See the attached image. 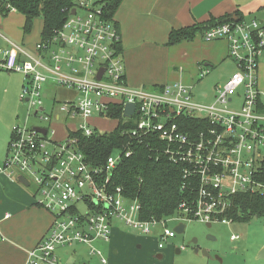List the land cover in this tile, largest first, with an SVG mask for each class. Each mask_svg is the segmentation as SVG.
I'll return each mask as SVG.
<instances>
[{"label": "built area", "instance_id": "1", "mask_svg": "<svg viewBox=\"0 0 264 264\" xmlns=\"http://www.w3.org/2000/svg\"><path fill=\"white\" fill-rule=\"evenodd\" d=\"M69 1L63 26L50 39L38 42L34 53L0 31L5 42L0 45V70L23 75L21 100L29 111L50 127L61 124L67 130L65 142H57L50 138V128L40 129L46 131L44 135L37 128L14 127L0 167V175L15 181L23 177L29 188L34 186L37 205L53 217L46 236L29 252L27 264H58L57 251L75 245L88 247L91 256L108 264L95 245L110 242L118 223L145 236L161 226L160 240L168 242L176 232L167 228V220L230 224L227 214L235 197H264V95L257 79L264 58V26L255 20L233 22L204 33L205 42L227 41L229 56L240 69L225 86L217 87L214 102L205 104L179 82L153 90L129 87L118 50L121 36L110 17L113 0ZM209 74L210 69L200 68L201 80ZM48 84L71 91L73 99L54 98L47 108L50 97L44 86ZM244 86L241 109H230ZM129 104L135 106L132 117L125 116ZM114 105L122 106L124 120L135 125L126 132L131 140L141 144L155 137L159 147L153 150L182 169V190L195 193L192 205L183 203L172 218L141 220L138 201L114 186V172L132 154L133 141L101 166L93 165L80 150L79 135H99L88 121L110 120ZM159 248H164L163 243Z\"/></svg>", "mask_w": 264, "mask_h": 264}, {"label": "crops", "instance_id": "2", "mask_svg": "<svg viewBox=\"0 0 264 264\" xmlns=\"http://www.w3.org/2000/svg\"><path fill=\"white\" fill-rule=\"evenodd\" d=\"M225 16L246 23L255 20L264 26V0H123L114 20L121 36L128 86L153 90L179 82L193 90L201 81L200 68L210 69L211 74L217 66L233 62L227 41L205 42L201 34L176 46H167L173 30L197 27ZM1 24L3 32L5 26L0 21ZM41 33L26 46L21 42L25 49L34 53ZM8 138L7 134L0 148V167L6 160ZM52 223V215L37 205L34 190L19 180L0 175V264H27L29 252L46 236ZM114 230L106 243L108 250H103L110 256L108 264L121 263L117 256L122 240ZM84 248L59 249L58 264H87L76 260Z\"/></svg>", "mask_w": 264, "mask_h": 264}, {"label": "rangeland", "instance_id": "3", "mask_svg": "<svg viewBox=\"0 0 264 264\" xmlns=\"http://www.w3.org/2000/svg\"><path fill=\"white\" fill-rule=\"evenodd\" d=\"M0 21L5 26L2 32L4 37L14 43L21 44L24 41L25 46L32 40L36 41L43 30V19L38 18L34 21L32 33L24 35L23 27L26 19L24 15L12 9L7 16H2ZM3 44L5 42L0 39V45ZM233 62L228 61V63L217 66L210 75L193 88L192 92L197 102L205 104L214 102L218 94L217 87L225 86L228 79L240 71L237 64ZM257 79L258 89L264 95V58L260 61ZM246 83H249L248 79ZM49 85L44 86L45 91L50 95V98L45 101L47 108L53 105L54 98L61 101L73 99L74 93L71 91L55 86L49 87ZM23 86V75L0 70V148L7 134L9 135L7 144L9 143L13 129L18 125L45 130L50 128L52 140L65 142L67 139L65 126L54 124L50 127L48 122L36 117L33 110L29 111L21 100ZM55 93L58 96H55ZM238 93L240 97H236L235 101L229 105L230 109H241L245 86L241 87ZM88 123L99 135L113 132L118 126V122L114 119H90ZM117 154V151L113 152L114 156ZM29 189L34 190V186ZM80 210L82 213L86 212V208ZM178 222H183L186 230L182 235L176 233V238L168 242L160 240L159 232L163 231L161 226L156 228L152 235L145 236L135 229L116 224L115 235L122 240L119 246L120 253L117 256L120 264H264V258H259L264 251V210L256 214L248 212L247 216L244 215L240 220L232 221L230 224L214 223L211 228L199 221H183L182 218L176 217L166 221L167 228L174 230ZM233 236L238 239L232 241ZM194 240L196 243H193ZM160 243H163V249L159 248ZM177 243H179L177 246L172 245ZM77 246L82 245L74 247ZM95 247L101 248L102 251L104 248L108 250L106 243H97ZM177 249L180 253H177ZM104 255L106 256V253ZM106 257L110 258L109 255ZM76 260L77 263L84 261L87 264H101L97 257L90 255L88 247L84 248L82 256Z\"/></svg>", "mask_w": 264, "mask_h": 264}, {"label": "trees", "instance_id": "4", "mask_svg": "<svg viewBox=\"0 0 264 264\" xmlns=\"http://www.w3.org/2000/svg\"><path fill=\"white\" fill-rule=\"evenodd\" d=\"M122 2L123 0H113L110 6L112 19ZM70 6L69 0H0V16H7L11 9L24 15L26 22L23 32L26 36L32 33L34 21L42 18L43 30L39 42H43L50 39L63 26L67 16L66 9ZM233 22H243V19L235 21L225 16L219 20L211 19L209 23L197 27L173 30L167 46H176L191 40L197 34L203 36L205 32L219 25ZM118 50L121 54V43ZM109 116L118 122L113 132L91 138L79 135V148L93 165L105 164L114 151L126 147L133 141L126 132L135 125L133 121L124 120L122 106H112ZM155 147H159L155 137L145 139L141 144L133 141L130 147L132 154L121 160L112 178L115 187H122L128 198L138 201L141 207L140 218L143 221L170 219L179 213L183 203L191 206L196 198L191 189L182 190V169L173 165L166 156L153 150ZM263 210V196L239 195L233 199L227 217L237 221L244 215L247 216L248 212L256 214Z\"/></svg>", "mask_w": 264, "mask_h": 264}, {"label": "water", "instance_id": "5", "mask_svg": "<svg viewBox=\"0 0 264 264\" xmlns=\"http://www.w3.org/2000/svg\"><path fill=\"white\" fill-rule=\"evenodd\" d=\"M73 14H74V12H73ZM102 74H103V70L100 72L99 79H101ZM134 112H135V106L134 105L129 104V105L126 106V109H125V116L126 117H132L134 115ZM38 131H41L44 135L46 134L45 130L38 129ZM19 182L22 183L23 185H25L26 187H28V185H29L27 183V181L23 177L19 178ZM207 227L211 228L212 225L211 224H207ZM185 230H186V225L185 224H179L174 229V231L177 234H179V235L184 234ZM209 239H212V238L209 237ZM193 243H196V240H194ZM177 253H180V250H177ZM205 255L208 256V254H205ZM259 258H261V259L264 258V251L260 254Z\"/></svg>", "mask_w": 264, "mask_h": 264}]
</instances>
